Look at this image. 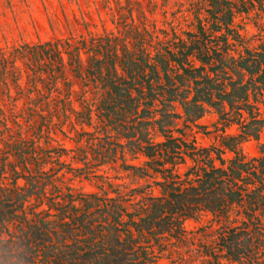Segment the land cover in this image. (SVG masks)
<instances>
[{
	"label": "trees",
	"instance_id": "1",
	"mask_svg": "<svg viewBox=\"0 0 264 264\" xmlns=\"http://www.w3.org/2000/svg\"><path fill=\"white\" fill-rule=\"evenodd\" d=\"M225 2L222 7L219 0L211 1L212 17L224 23H214L216 30L228 28L233 22L235 7L229 0ZM243 4L248 14L259 8L255 2L243 0ZM260 8L264 11V4ZM200 30L205 35L202 25ZM231 31L228 28L222 32L225 45L221 51L210 53L211 48L203 38L200 42L184 41L182 47L173 42L163 52L160 48L145 56L125 49L126 58L119 65L124 74L114 60L105 66L103 86L107 92L102 100H96L95 109L88 110L83 123L93 125L94 115L103 122L102 127L94 124V131H85L90 146L97 145V134H102L99 137L105 140L111 136L117 140L95 154L92 148L89 152L93 156L83 161L104 165L115 162L119 152L124 161L125 150L144 154L145 164L122 165L139 176L157 172L159 178H155L154 184L161 194L147 193L134 212L116 201L119 195L106 196L100 192L82 197L62 193L58 188V197L62 196L66 202H47L49 198L44 195L49 182L36 177L35 169L25 162L28 158L23 157L32 151L16 146L13 155L22 160L21 170L11 164V186L5 187L0 182V264H155V247L172 253L167 249L171 241L163 243V240L181 239L185 220L197 219L200 212L218 217L221 223L213 236L212 252L209 248L200 249L205 252L204 257L216 258L222 253L232 264H264V230L259 229L256 219V212L264 204V142L258 145L257 157L246 160L240 153L244 141L258 140L264 130V116L258 106V96L264 105V34L261 44L249 49L235 31L233 41L239 46L236 56L227 47ZM98 54L90 58L97 65L103 62V58H97ZM210 108L216 110L220 119L238 123L240 128L235 135L223 136L217 148L197 146L195 140L184 137L185 129L177 127L179 120L184 127L197 122ZM242 114L245 117L240 120ZM151 126L163 140H151ZM82 143L78 140L79 149L87 155ZM49 149L43 166L50 163L52 151L57 152L58 161L65 154L63 148ZM225 151L232 152L234 157L227 160L223 156ZM60 163L63 167L66 162ZM66 164L76 173L75 178L80 177L77 171L83 167ZM181 165L187 166L183 172L178 170ZM4 167L5 164L0 165V177ZM43 168L40 166L37 171L47 174L48 170ZM84 173L87 177H99L92 168ZM19 179H24L25 185L20 186ZM30 198L36 202L28 207ZM237 207L238 224L232 226L224 218ZM144 209L150 211L147 217L141 214ZM8 223L14 224L13 230ZM180 263L181 260L170 258L168 264Z\"/></svg>",
	"mask_w": 264,
	"mask_h": 264
},
{
	"label": "rangeland",
	"instance_id": "2",
	"mask_svg": "<svg viewBox=\"0 0 264 264\" xmlns=\"http://www.w3.org/2000/svg\"><path fill=\"white\" fill-rule=\"evenodd\" d=\"M211 1L0 0V165L5 164L4 173L0 177L1 184L11 186V164L21 170L19 161L22 160L13 155L16 146L21 145L24 146V151H32L23 156L28 158L25 161L28 167L35 169L33 173H37L36 177L49 182L44 195L46 199L49 198L47 202H66L62 196L58 197V188L62 193L72 192L82 194V197L100 192L106 196L119 195L116 201L124 204L129 212H134L139 209V201L147 193L160 195V188L154 184L155 178H159L157 172L151 171L145 176H139L122 165L145 164L147 158L140 152L125 150L124 161L120 157L122 152H119L115 162L98 165L90 161L85 164L83 160L93 156L89 152L92 148L95 154L111 143L114 145L113 142L117 139L111 136L105 140V137H99L102 134L96 133L97 145L90 146V140L87 141L89 136L85 135V131L92 132L96 124L102 127L103 122L96 115L93 117V125L83 122L88 110L95 109L96 100H102L107 92L106 86H103L106 79L105 66L114 60L119 72L124 74L119 65L126 58L123 52L125 49L145 56L147 53L154 54L160 48L163 52L173 42H178L182 47L184 41L200 42L204 38L211 48L210 53L212 50L221 51L225 45L221 34L227 32L228 28L233 29L227 46L231 54L238 55L239 46L232 37L235 31L243 37V42L249 49L261 44L264 11L260 7L264 0H247L255 2L259 7L252 9L249 14L244 12L243 0H229L232 7H235V14L229 27L222 26V30L214 29V23H224L212 17ZM219 2L222 7L226 6L225 0ZM217 16H220V12ZM200 25L204 27L205 35L200 30ZM96 52L100 53L97 58H103L99 65L90 60ZM262 100L258 96L260 114L264 116ZM244 117L242 114L240 120ZM178 122L177 127L186 130L184 137L195 140L199 147H220L223 136L235 135L240 131L238 123L223 121L213 108L189 126L184 127L182 120ZM175 135H178L176 131ZM149 136L154 142L163 140L153 126L149 129ZM78 140L83 142L82 149L88 150L87 155L79 149ZM260 142H264V130L258 140L244 141L240 153L246 160L259 156ZM48 148H63L62 152L65 151V154L58 161L55 160L57 152L52 151L48 159L50 163L43 166L42 162L47 161ZM223 156L230 160L234 154L225 151ZM63 161L73 168L83 167L81 171H77L81 174L80 177L75 178L76 173L66 163L62 167L60 162ZM40 166L48 170L47 174L37 171ZM186 167L181 165L178 170L183 172ZM88 168L97 171L99 177H87L84 172ZM17 182L20 186L25 185L24 179ZM35 202L30 198L26 205L29 207ZM263 205L256 212L257 226L262 230ZM238 209H231L230 217L224 218L232 226L238 224L235 222ZM141 214L147 217L150 211L146 209ZM224 225L227 226V223ZM183 226V241L175 237L162 239L163 243L171 241L167 249L172 250V253H165L166 250L161 252L155 247V264H168L170 258L181 260L180 264H232L222 253L211 259L202 254L208 248L212 252L215 230L221 226L218 217L213 218L208 212H200L197 219H187ZM8 227L13 230L14 224L8 223ZM3 236L7 237L6 234Z\"/></svg>",
	"mask_w": 264,
	"mask_h": 264
}]
</instances>
